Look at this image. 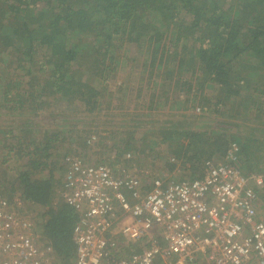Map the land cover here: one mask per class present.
I'll list each match as a JSON object with an SVG mask.
<instances>
[{"label":"trees","instance_id":"obj_1","mask_svg":"<svg viewBox=\"0 0 264 264\" xmlns=\"http://www.w3.org/2000/svg\"><path fill=\"white\" fill-rule=\"evenodd\" d=\"M101 112L112 142L93 164L165 144L195 178L236 142L243 173L264 174V0H0V197L30 205L55 264H73L78 219L59 149L87 151Z\"/></svg>","mask_w":264,"mask_h":264},{"label":"built area","instance_id":"obj_2","mask_svg":"<svg viewBox=\"0 0 264 264\" xmlns=\"http://www.w3.org/2000/svg\"><path fill=\"white\" fill-rule=\"evenodd\" d=\"M60 197L78 213L73 264H264L258 189L244 174L239 145L201 177L164 181L67 156ZM150 180V182H149ZM0 197V264H55L30 217Z\"/></svg>","mask_w":264,"mask_h":264},{"label":"rangeland","instance_id":"obj_3","mask_svg":"<svg viewBox=\"0 0 264 264\" xmlns=\"http://www.w3.org/2000/svg\"><path fill=\"white\" fill-rule=\"evenodd\" d=\"M197 112H200V110H196ZM118 115L116 116H111L113 117L118 123H121V115H122V111H118L116 112ZM190 113V112H188ZM196 116L195 118V124L193 125L194 127L198 126V127H202L205 125V123L211 124L207 119H202V116H199V114H195ZM71 116H73L71 114ZM107 116V112L106 114L104 112H101L100 116L94 121L92 122V127L91 129L93 130V135L96 137V141L93 142L92 144H90V146L88 147L87 151L81 150L80 154H76L75 149L76 148H72L71 152H69L70 154L76 155V156H80L84 161L88 162V163H96L95 161L98 159H104L107 157V155L110 153L109 151V145L111 144V142L109 141H104L102 142L103 145L106 144L107 148L103 150V148L101 147L102 143H99L98 140H102L106 139L105 136L107 135L106 131L104 130L105 128L102 127V125L104 123H106L105 120ZM159 117V116H158ZM169 119H173L175 120L174 117H170V116H166ZM164 117V118H166ZM250 118V117H249ZM4 119V118H3ZM2 118H0V122L4 123ZM155 119H159V118H155ZM43 119L41 118V121ZM189 120H192V117H189ZM39 120L38 118L35 119V123H37ZM116 121H114V125H116ZM157 121V120H156ZM248 124H251V122H248ZM253 124V123H252ZM37 125L39 126L38 128H53V129H57L58 125L61 126V122L60 121H54L53 124H45V120L42 122L37 123ZM107 125V124H106ZM212 125V124H211ZM108 125L106 126L107 129ZM94 128V129H93ZM247 129V128H246ZM261 134L260 132L257 133ZM102 145V146H103ZM66 144H61V147L59 149V153L62 154L59 157V164H62V166L64 165V167L66 166L65 164V149ZM175 147H177V145H175ZM102 149V150H101ZM172 157V150L169 146L162 144L160 147H158L155 151H149L148 153L144 154L142 152H136L135 154V159L130 160V161H123L120 164H116L113 167H111V169L114 172H118V169L123 168V169H129L131 172L137 173L139 176L141 177H160L162 180L164 181H171V180H179V179H191L192 176L191 175V171L189 170H184L183 168H180V166L175 165L173 168H171V166H168V162H169V158ZM211 161H215L216 163H221L224 161V158L221 159H210ZM209 160V161H210ZM106 161H110V160H106ZM45 173V172H44ZM56 173V172H55ZM59 174V173H56ZM62 175V174H61ZM64 174L61 176L63 177ZM57 177H60L57 175ZM64 179V178H61ZM10 185H5V188H9ZM259 193V198H260V207H259V215L261 216V218L264 221V196H263V191L264 189L259 188L258 190ZM19 195V194H17ZM16 196V195H14ZM20 209V214L24 215V216H28L31 218V220L33 221L35 228L38 226V221H39V217L38 216H34V212L33 210L30 208L29 204L23 203V205L19 208ZM35 218H37V222H35Z\"/></svg>","mask_w":264,"mask_h":264}]
</instances>
